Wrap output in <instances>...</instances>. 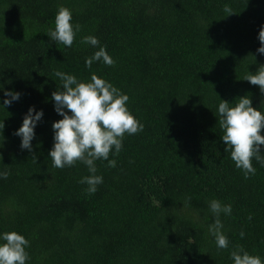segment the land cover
I'll list each match as a JSON object with an SVG mask.
<instances>
[{"label": "trees", "instance_id": "trees-1", "mask_svg": "<svg viewBox=\"0 0 264 264\" xmlns=\"http://www.w3.org/2000/svg\"><path fill=\"white\" fill-rule=\"evenodd\" d=\"M60 6L81 25L71 47L46 34ZM262 26L264 0H0V172H10L0 178V235L29 240L26 264H234L238 245L264 261V166L253 159L245 178L215 115L221 99L234 106L244 95L264 113V93L244 80L264 65ZM101 46L115 65L86 67ZM57 70L110 82L144 126L110 153L115 167L95 161L103 183L92 195L80 183L85 164L59 169L49 156L63 118ZM5 90L19 99L2 106ZM32 106L43 116L29 151L14 133ZM212 200L232 208L219 216L227 249L209 232Z\"/></svg>", "mask_w": 264, "mask_h": 264}, {"label": "clouds", "instance_id": "clouds-1", "mask_svg": "<svg viewBox=\"0 0 264 264\" xmlns=\"http://www.w3.org/2000/svg\"><path fill=\"white\" fill-rule=\"evenodd\" d=\"M225 16L233 10L225 5ZM81 25L72 24V12L60 6L55 16V29L46 34L51 40L71 47ZM258 39L260 47L257 52L264 54V26L261 27ZM82 43L93 47L99 45L95 36H85ZM103 61L108 66H114L115 60L108 54L106 48L101 46L91 57L86 58L85 65L92 67L94 61ZM55 76L62 82V89L52 93L55 102V111L62 119L54 121V145L49 152L52 164L55 168L63 169L71 167L77 162H82L88 167L91 175L81 178L80 183L87 184L89 195L98 190V185L103 183V177L96 175L95 161L108 160L110 153L115 150L119 154L123 148L125 134L134 135L143 131V124L129 111L127 102L129 96L123 94L113 84L99 77L95 73L91 75L89 82L78 81L77 77L57 70ZM252 85L259 86L264 93V65H261L255 74L249 73L244 77ZM19 93L5 90V98L2 106L10 105L19 99ZM219 125L223 130L222 140L226 147L225 152L230 151L231 159L238 169H242L245 178L249 174H255L253 159L264 166V156L261 155L264 146V113L253 107L248 95L238 97L234 106L230 102L221 99L218 106ZM43 110L35 111L30 107L24 116L23 123L14 133L20 136L21 148L32 151V143L35 136V127L42 119ZM0 123V133L4 128ZM2 146V145H0ZM2 158V154H0ZM33 158L36 159L35 155ZM109 167H115V160H108ZM10 172H0V178L6 179ZM210 209L215 214L216 220L210 225L209 232L215 237L219 249H227L229 240L221 231L223 224L219 219L220 213L230 215L231 205H222L218 200L210 202ZM251 219V216L249 217ZM241 238L244 232L240 233ZM0 264H26L30 259L26 248L29 240L16 231L5 232L0 235ZM234 264H264L258 255H250L243 246H236L230 253Z\"/></svg>", "mask_w": 264, "mask_h": 264}]
</instances>
